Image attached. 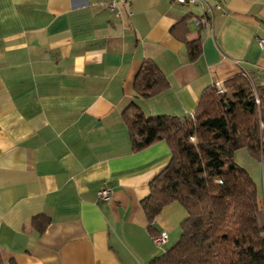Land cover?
<instances>
[{
    "label": "crops",
    "instance_id": "0c3cea01",
    "mask_svg": "<svg viewBox=\"0 0 264 264\" xmlns=\"http://www.w3.org/2000/svg\"><path fill=\"white\" fill-rule=\"evenodd\" d=\"M0 0L2 264H150L180 237L167 205L151 227L142 200L170 160L165 141L134 150L123 112L191 117L203 93L264 74V0ZM193 18L204 19L200 25ZM200 43L191 59L188 43ZM152 61L168 87L135 97ZM234 161L264 211V159ZM111 190L105 202L101 188ZM39 227L43 230L39 231ZM167 233L156 247L151 237Z\"/></svg>",
    "mask_w": 264,
    "mask_h": 264
},
{
    "label": "trees",
    "instance_id": "16d2710c",
    "mask_svg": "<svg viewBox=\"0 0 264 264\" xmlns=\"http://www.w3.org/2000/svg\"><path fill=\"white\" fill-rule=\"evenodd\" d=\"M187 51L195 59L200 43H188ZM167 87L155 64L146 61L135 78V97L149 98ZM223 88L224 93L215 85L207 89L183 122L145 117L134 104L123 112L134 150L165 141L171 153L141 202L149 226L171 203L186 212L178 241L150 264H264V211L249 173L233 159L241 149L264 159V74H241Z\"/></svg>",
    "mask_w": 264,
    "mask_h": 264
},
{
    "label": "built area",
    "instance_id": "2783aa9c",
    "mask_svg": "<svg viewBox=\"0 0 264 264\" xmlns=\"http://www.w3.org/2000/svg\"><path fill=\"white\" fill-rule=\"evenodd\" d=\"M198 1L199 0H174L175 4H178V5H189V4H194ZM118 3L124 4L125 0H107L104 5L109 12L114 13L117 16L119 14L118 11H116V6ZM193 21L195 24L200 25L205 20L193 18ZM257 43L260 47H262V45H264V40L257 39ZM215 86L217 87L219 92L224 93L225 90H224L222 84L219 83V84H216ZM190 141H191V143H195L194 138H191ZM110 196H111V190L106 188V187L101 188L97 192V200L99 202L107 201L110 198ZM151 241L156 247H160L166 243L167 233L162 231V232L158 233L157 235L152 236Z\"/></svg>",
    "mask_w": 264,
    "mask_h": 264
},
{
    "label": "rangeland",
    "instance_id": "374dc122",
    "mask_svg": "<svg viewBox=\"0 0 264 264\" xmlns=\"http://www.w3.org/2000/svg\"><path fill=\"white\" fill-rule=\"evenodd\" d=\"M221 93V92H220Z\"/></svg>",
    "mask_w": 264,
    "mask_h": 264
}]
</instances>
